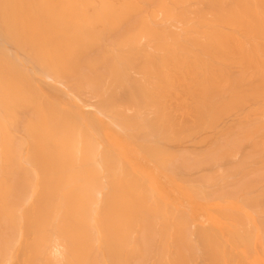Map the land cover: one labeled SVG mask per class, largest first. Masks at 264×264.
<instances>
[{"label": "bare ground", "instance_id": "obj_1", "mask_svg": "<svg viewBox=\"0 0 264 264\" xmlns=\"http://www.w3.org/2000/svg\"><path fill=\"white\" fill-rule=\"evenodd\" d=\"M0 264H264V0H0Z\"/></svg>", "mask_w": 264, "mask_h": 264}]
</instances>
